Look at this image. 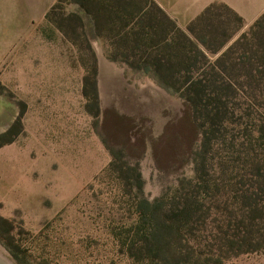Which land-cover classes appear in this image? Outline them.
I'll use <instances>...</instances> for the list:
<instances>
[{"label":"rangeland","instance_id":"obj_1","mask_svg":"<svg viewBox=\"0 0 264 264\" xmlns=\"http://www.w3.org/2000/svg\"><path fill=\"white\" fill-rule=\"evenodd\" d=\"M228 1L243 13L242 24L223 7L226 2L214 0L206 6L217 4L211 18L193 25L195 37L207 41L209 48L199 45L211 61L264 13L253 15L264 0ZM3 2L0 244L11 259L16 264H264L263 250H246L238 237L230 245L206 213L230 191L248 193L256 186L247 164L264 157L257 131L263 100H229L228 108L241 104L242 114L220 111L219 130L207 137L203 110L162 86L136 57L128 62L108 55L118 26L95 29L89 12L75 2L57 8L61 27L41 15L30 21L25 8ZM162 6L187 32L175 6ZM250 39L248 34L233 55H244ZM171 84L177 86L174 79ZM231 134L237 142L229 149ZM138 172L142 191L136 187ZM175 195L188 197L196 210L203 208V218L210 217L193 229L173 227L164 252L143 249L155 223L149 213H140L139 200L159 199L165 211L179 201L172 202ZM226 214L224 209L218 214L222 223Z\"/></svg>","mask_w":264,"mask_h":264},{"label":"trees","instance_id":"obj_2","mask_svg":"<svg viewBox=\"0 0 264 264\" xmlns=\"http://www.w3.org/2000/svg\"><path fill=\"white\" fill-rule=\"evenodd\" d=\"M71 2L89 12L91 25L95 29L118 26L119 34L112 38L108 52L112 59L129 62L130 57H136L142 62L140 65H144V71L154 73L162 86L168 90H177L192 109L203 110L207 137L209 132L219 130L216 126L222 123V120L217 119L220 111L224 110L232 116L242 114L241 104L234 105L232 111L230 106L228 108L229 100L245 96L264 102V13L248 33L236 39L216 61H211L208 53L199 45L202 42L209 48L207 41L201 40L200 36L195 37L193 25L211 18V12L217 4L208 6L188 26L187 32L178 27L154 0H57L46 12V21L61 27L57 8ZM223 7L242 24L243 19L238 13L226 4ZM126 27L129 30H125ZM248 34L251 39L244 55H233L234 48L241 46ZM102 37L104 40L111 39L107 35ZM229 37L231 35L225 38L223 44ZM244 57L253 63L244 62ZM173 79L177 83L176 87L171 84ZM257 124L259 138L262 140L260 135L264 139V118L258 119ZM230 138L228 148L232 149L237 139L233 134ZM219 143L221 142L218 141L217 144ZM224 144L226 145V138ZM247 165L256 178V186L254 183L251 185L253 190L242 193L238 189H232L214 207L218 211L208 208L206 213L211 212L212 221H217L215 225L218 231L227 238L230 245L233 246L239 238L238 243L246 247V250L264 251V157L258 162L253 159ZM241 167L237 165L234 170L240 173ZM136 187L139 191L143 189V178L139 172L136 175ZM176 200L179 201L165 211L159 199L139 200L140 213H149L155 223L152 238L142 242L143 249L153 246L155 252H164L166 238L173 227L188 226L193 229L195 222H205L204 219L210 217L205 214L203 218L200 213L203 208L196 210L188 197L175 195L172 202ZM223 209L228 213L225 215V223L218 219V214ZM259 219L263 221V227H259Z\"/></svg>","mask_w":264,"mask_h":264},{"label":"crops","instance_id":"obj_3","mask_svg":"<svg viewBox=\"0 0 264 264\" xmlns=\"http://www.w3.org/2000/svg\"><path fill=\"white\" fill-rule=\"evenodd\" d=\"M4 0H0V5L2 4H7V2H3ZM12 5H17V6H22L21 8L23 9L22 11L25 10L27 11V15L30 19V21H33L34 19H37L39 15H41V18L45 16L46 11L48 8L56 1V0H9ZM156 4L167 14V12L164 10L162 4H165L167 6L174 5L175 6V12L179 18V20L182 22L183 26H189L192 19L199 14H202V12L206 9V6L210 4L214 0H154ZM226 2V4L232 8L236 13H239L241 17L245 18L242 16L243 13L238 11L236 6L233 5L228 0H221ZM3 7L0 6V10ZM264 9V1L262 2L261 6L258 8V10L253 14L254 17L260 13ZM4 11V10H3ZM21 13V11H19ZM2 15H4V12H2ZM191 16L192 18L187 20L186 18L188 16ZM7 16V12H6ZM253 18V17H252ZM194 22V21H192ZM2 30L3 27H0V34L2 35ZM97 36L102 37L104 34L99 33ZM4 41L0 40V43Z\"/></svg>","mask_w":264,"mask_h":264},{"label":"water","instance_id":"obj_4","mask_svg":"<svg viewBox=\"0 0 264 264\" xmlns=\"http://www.w3.org/2000/svg\"><path fill=\"white\" fill-rule=\"evenodd\" d=\"M163 91L165 92V90ZM0 264H16L3 247L0 248Z\"/></svg>","mask_w":264,"mask_h":264},{"label":"bare ground","instance_id":"obj_5","mask_svg":"<svg viewBox=\"0 0 264 264\" xmlns=\"http://www.w3.org/2000/svg\"><path fill=\"white\" fill-rule=\"evenodd\" d=\"M2 247V245L0 244V248Z\"/></svg>","mask_w":264,"mask_h":264}]
</instances>
